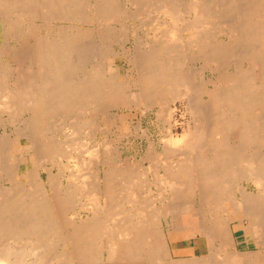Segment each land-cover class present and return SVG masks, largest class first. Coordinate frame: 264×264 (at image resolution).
<instances>
[{
	"label": "bare ground",
	"instance_id": "obj_1",
	"mask_svg": "<svg viewBox=\"0 0 264 264\" xmlns=\"http://www.w3.org/2000/svg\"><path fill=\"white\" fill-rule=\"evenodd\" d=\"M129 1L138 5L157 2L166 17L181 12L174 10L172 2L177 3L176 0ZM189 1L184 13L187 18H196H192L194 22L190 20L191 25L188 26L189 22L183 27L188 32L197 31L199 25V29L205 26V18L209 21L210 15L216 14L215 10H211L212 14L209 11L210 3L215 2ZM245 1L247 3L221 0L223 7L220 4L221 14L240 17V23L231 25V22L228 27L229 39L247 47L236 55L234 70L230 69L233 72L225 70L224 66H229L225 59L222 61L224 54L228 55L225 48L219 42H210L209 36L192 34L184 43L178 36L177 39L173 37L176 39L173 41L172 33L169 36L173 44L169 45L168 41L161 42L162 46L158 47L152 44L146 55L136 57L141 68L135 83L138 92H130L126 98L131 97L139 104L151 102L158 108L157 118L166 117L162 119L164 122L173 114L168 99L174 101L185 96L188 120L179 135L173 136L168 129L167 138L163 142L160 140V152L152 146L147 150L141 157L148 162L146 167L122 160L105 143L98 142L92 148L90 145L86 151L81 146L87 157L90 154L89 158L97 164L89 174V166H93L90 159L83 155L79 161L74 152H68L66 148L64 152L66 142H58L59 137L55 138L53 132L46 134L45 120L72 116L68 124L71 132L68 133L88 132L81 142L90 143L92 120L78 119L77 115L84 114L91 105L94 109L91 113L98 112L104 117V109L115 107L129 82H120L117 74L112 75L113 81L111 78L107 81L103 78L104 72L99 73L94 65L85 64L88 59L81 63L84 67L80 77L72 80L69 76L75 74L77 68L72 57L78 52L76 47L80 45L77 43L82 33L72 31L68 35L62 32V27V31H57L55 26L50 29L47 25L51 31L45 37H39L36 20L44 23L61 17L66 18L63 21L67 17L81 19L84 8L92 12L91 18L110 20L120 16V7L114 6V0H0V37L4 40L0 43V58L7 60L5 64L0 60V83L13 80L12 86L1 88L0 99L8 111H13L11 118L19 109L28 113L20 132L15 130L9 134L4 129L0 140V264H20L24 256L32 258L31 264H264V0ZM178 3L181 8L184 6L182 2V5ZM199 19L204 22L200 23ZM154 32L158 31L155 29ZM9 39L18 41L19 49L8 46ZM104 39L107 38L104 36ZM79 47L82 49L83 46ZM188 52L194 59L204 62L200 71L197 69L192 74L182 71L183 56ZM98 56L102 57L99 52ZM100 60H95L97 65ZM243 62L247 64L246 69L242 68ZM205 69H212L216 76L205 80ZM91 116L95 117L94 114ZM99 120L102 123L105 119ZM75 139L71 138L73 142ZM67 140L70 147L73 142L70 138ZM14 143L17 154L13 153ZM44 163L49 167L42 166ZM21 165L26 167L23 172ZM84 167L86 172L79 174ZM42 171L46 174L45 179L41 177ZM64 176L66 183H62ZM81 177L83 183H77V178ZM89 177H93V182H88ZM244 182L253 185L256 194L249 192ZM82 196L94 202H91L92 208L89 207L91 204L88 208L86 204L78 203ZM78 209L86 210L91 217L78 223L73 216ZM235 209L238 212H234ZM188 213L198 217L196 235L205 238L207 253L201 257L194 255L188 259L169 260L168 236L174 240L172 233L175 235L177 229L183 230L192 243L196 236H186L182 226L181 215ZM240 213L252 223L253 240L261 247L257 252H242L237 248L230 215ZM239 223L242 225L243 221ZM245 229H242V237ZM192 243L186 247H192Z\"/></svg>",
	"mask_w": 264,
	"mask_h": 264
},
{
	"label": "rangeland",
	"instance_id": "obj_2",
	"mask_svg": "<svg viewBox=\"0 0 264 264\" xmlns=\"http://www.w3.org/2000/svg\"><path fill=\"white\" fill-rule=\"evenodd\" d=\"M123 1L122 0H117V1L114 0V4H116L114 6H116V7L119 6L120 7V13H119L120 16L119 15L118 16L120 18H122V19H120L119 17H118L119 19L115 17L114 19H110V20H106V19L102 18L106 22H108L107 24H106V22H102L104 20H102L101 18H94L93 17L95 20L93 18H91L92 17V14H91L92 12L88 8L87 9L84 8V9L81 10L82 11L81 12V16L83 17V18L81 17V19L78 18V17H75L76 18V19L74 18L75 20H71V18L73 19V17H69V18L67 17V20L63 21L66 18L63 17L64 18L63 19L61 17V19H59V20H56V21L55 20L54 21L51 20V21H48V22L44 21V23L41 22V21H38V20H36L38 22V23H36V21H35L36 25L39 26V28H38L39 32L37 31V35L38 36L40 35V36L45 37L46 36L45 34L48 35L49 31H51L50 29L51 28L53 29L54 26L56 27L57 31H62V28H63L64 31H62V32L63 33H68V35L72 34V31H73V33H76V31H77V33H79L80 35L82 33L83 39H82V37L79 38L77 44H80V45H77V47H76V49H77L76 51H78L80 54H77L78 52H75V54H73V57H72V59L74 58L73 59V65L75 67H77L76 70H75L76 72L74 71L76 75L72 74V75L69 76V78H72V80L73 79L75 80L78 77H80V71H81V69H83L82 67H84V66H81V65H83L81 63L82 62L84 63L85 59H88V60H86L85 64L94 65L96 70H97V72H99V73L104 72V73H102V75H103V78L107 79V81L110 78L112 79V75H114V74L116 75L117 74V78H118V80L120 82H123V83L126 82V81L129 82V85L124 89V92H122L121 96H119L120 97L119 100L116 99L117 101L114 104L115 107L108 106V105L104 106V108H106L107 106L110 107V108L104 109V112H105L104 117H101L99 115V113L96 112V111H95L96 113H94V112L91 113L92 111H94V109H93V107L91 105H90V107H87L88 108L87 110H84V114L82 113V115H81V113H79L77 115L78 119H84V117H85V119L86 118L87 119L90 118V120H92V123H93L94 126L91 125L90 128H89V137H92L91 140L89 141L90 143H88V142L85 143L84 141H83L84 143L81 142V140H83V137H85L88 134V132H86V134L84 132H83V134L79 132L77 135L76 134L75 135H70L71 133H68V132H71L70 131L71 129H70V126H69L70 125L69 124V122H70L69 119H72V116L68 115L67 116L68 118L65 117L66 115L64 117L63 116H56L57 118L53 117V118H48L49 120H47V121L45 120V127H46L45 129H46V132H47L46 134L50 135L51 132H53L52 134H54L55 138L59 137V138H57L58 142L59 141L60 142L61 141H65L66 142V143L65 142H61V143H65L63 145V151H64V148H66L68 152L69 151L74 152L75 154L78 155V157H75V155H74V157L76 159H78L79 161L81 160V158H82L81 156H83V155L86 156L85 157L86 159H88V160L90 159L89 161L93 163L94 167L93 166H89L90 167L89 174H90V172L93 171L91 169L95 170L96 166H97L96 162H94L92 160L93 158L92 157L89 158L91 155L89 154V157H87L88 156L87 152L85 154L86 149H88V146H90V145H91V148H92L98 142L99 143H105L106 146H110L109 148L114 150L115 154L117 156H119V158H121L122 160H126V161L128 160L129 162L130 161L131 162L134 161L135 163H138V165H141V166L143 165V167H146V166H148V162L147 161H143L141 159L145 156L147 150L151 146L154 147V148H157V152L161 151V147H162V143L161 142H163L167 138L168 129L169 130L171 129V133L173 134V136H176V135H179V134L182 133V129L184 127V124L188 120V115L185 112V107H184L186 105L185 96L182 97L183 99L182 98H178V99H175L174 101H171L170 98L168 99V104L170 103V107L173 110V114L171 116V119H169V121H167V119H166V120H164V122H163L162 119H164L166 117H163L164 116L163 115V116H161L158 119L157 118L158 108L156 106H152L151 102H147L146 104H141L140 103L141 104L140 105L138 102L133 101L131 99V97L126 98V96H125V95L130 96L129 95V94H131L130 92H134V91L138 92V90H137L138 88H137L135 83L138 82V79H139L138 76H139V73L141 71V68L138 65V61H136V60H138L137 58H139V56H142V54L146 55V53L148 52V50H149V48H150V46L152 44H153L152 45L153 47H156L157 45L158 46H162L160 44L163 41H164V44L167 41H168V44L169 43L173 44L172 39H173V37L176 38L177 36H178V38L180 40L183 39L185 41L184 43L189 41L190 38L194 34L195 35H199L200 37L209 36V38H211L210 42H215V43L219 42V44L222 47L225 48L226 53H228L227 57H226V54H224V58H222V61L223 62L226 61L228 63L229 66L225 65L224 67L227 68L225 70H227L229 73L233 72L232 70H234V62H235V59H236V55L244 52L246 50L245 48H247L244 43H242L240 41H238V42L237 41H233L234 39L230 40L231 38L229 39L227 34H228V27L230 26L231 22H232L231 25H235L236 23H240L241 21L239 20L240 17L237 18L235 16L236 14H232V16H231V14H229V15L227 14V16L225 14H221V10H222V8L220 7V4L222 6L221 0H213V2H215V3L213 4L211 2L210 3L211 4V6H210L211 9H209L210 13H211V10H215L214 14L215 13L218 14L217 13L218 12V8L220 7L219 8L220 16H219V14L218 15L215 14L214 16L210 15V17H211V19H209L210 22L207 19L208 17L204 19V21H205V23L207 25L208 24L211 25V27H209V25H208V28H212L214 30L208 29L206 24L203 23L204 22L203 19L202 20L199 19L200 21L199 20L198 21L200 23H201V21H203L201 25L203 26V24H204L206 27L204 26L201 29H199L201 27L199 25V27L197 28L198 29L197 31H194V29H193L192 31H189V32L185 31L184 27L189 22L190 23L188 24V26L191 25L192 24L191 21L193 20L192 22H194V19L196 18V17H188L187 18V15H185L187 13H184L183 9H186L187 2H190L189 0H182V1L181 0H176L177 3L180 1V3H178V5L179 4L182 5V3L186 1L185 2L186 5L183 3L184 6H182V8L180 6H177V3L175 1L171 0V1H173L172 5H173V3L175 4L174 5V10L175 11H176V9L178 10L176 12H180V11L182 12V10H183V13H184V14L182 13V16H181V12L178 13L179 15H177V13H173V15L176 16V17H172L173 16L172 14H170V15L167 14L169 17L168 16L167 17L164 16L163 14L166 15V13H162L163 11L160 12L161 8H160L159 5H158L159 7L156 5L157 2L156 3L155 2L150 3V5L149 4L148 5L147 4L146 5L145 4H139L138 5V4L130 2L129 0H123ZM207 1H209V0H207ZM243 1L245 3H247L245 0H243ZM132 4H134V5H132ZM205 4H207V3L205 2ZM214 5H215V7H213ZM216 5L217 6L219 5L218 8L216 7ZM242 5L243 6H247V4H244V3ZM132 6H134V8ZM150 6H153L154 8L150 7ZM216 8H217V10H216ZM146 10H148L150 12H148ZM157 10H159V11H157ZM139 13H141V14H139ZM146 13H148V14H146ZM86 16H87V18L84 19V17H86ZM216 16L217 17L219 16L220 19L216 18ZM221 16H223V17H221ZM88 18L89 19L91 18V19L89 20ZM125 18H126V20H125ZM192 18H194V19H192ZM213 18H215V20H212ZM234 18L236 20H234ZM60 20H62V21H60ZM154 20L157 23H155ZM45 22H46V24H45ZM183 22L184 23L186 22L185 25H184ZM39 23H40L41 27H40ZM173 24H175L176 26L173 25ZM47 25L50 27V29H49V27ZM58 25H60V26H58ZM68 26H70V28ZM82 27L85 28L87 31L85 29H84L85 30L84 31ZM164 27H166V28L164 29ZM43 28H44V30H43ZM67 28H69V30ZM71 28H73V29H71ZM90 28H92V32L91 33L89 31V30H91ZM103 28H105L106 30L103 29ZM121 28H123V30ZM134 28L137 29V30H135ZM150 28H151V32H150ZM152 28H154V29H152ZM204 28H206V30ZM45 29H47L48 32ZM80 29L83 30V31H81ZM133 29H134V31H135V33L137 35L134 33V31L132 32ZM155 29H156V31H158L157 33L154 32ZM169 29H170V32H168ZM207 29H208V31H207ZM78 30H79V32H78ZM101 30H104L106 32L107 36H106L105 32H103ZM162 30H164L163 33L165 35H162L163 33L159 32V31H162ZM179 30H181L180 33H178ZM195 30H196V28H195ZM200 30H202V32ZM121 31H124V32H121ZM173 31H175V32H173ZM127 32H129V33H127ZM165 32L168 33V35ZM197 32L199 34H197ZM38 33H40V34H38ZM87 33H90V34H87ZM132 33H134V35L137 36V38L135 36H133ZM158 33L160 34V37L163 36L162 39L159 37ZM175 33L178 34V35H176ZM170 34H172L173 36L170 35ZM86 35L87 36L89 35V38ZM99 35H102V36L99 37ZM157 35H158V38H156ZM169 35L172 37V39H170L171 37ZM104 36L107 39H104ZM188 36H190V37H188ZM122 37L125 38V39H123ZM135 38L137 39V41H139L138 43L136 42ZM154 38H156V39H154ZM150 39H151V41H150ZM164 39H166V41ZM174 39H173V41H174ZM86 40H87V43H86ZM79 41H80V43H79ZM88 41H89V43H88ZM90 41H91V43H90ZM206 41L208 43H210L207 39H206ZM2 42H4V40H2V38L0 37V43H2ZM141 42H142L141 45L142 46L144 45L143 47L139 45ZM154 42H156V43H154ZM17 43H18V41L9 39L8 46H10V47L13 46L14 48L16 47V48L19 49L20 46H18V45H20V44H17ZM100 43H101V45H100L101 47L99 46ZM104 43H105V45H104ZM87 44H89L90 48H92V49H90L89 46L87 47ZM92 45L93 46L97 45V48H95V46L91 47ZM79 46L85 47L84 50L87 51L88 53L85 52L84 50H82L83 47L81 49ZM98 46H99V48H98ZM133 47H136L137 49H135ZM103 48H105L107 52H105V50ZM131 48H133L134 50H132ZM101 49L104 50V52L102 51L103 53L100 51ZM129 49H130V51H129ZM145 49H147V50H145ZM96 50L99 52L100 56H102V57L104 56V57L103 58L99 57L98 56V52H96ZM91 51L94 52V53H90ZM191 51H192V49H191ZM108 52L111 53V54H109ZM85 53H86V56H85ZM190 53L191 52H188V53L184 54V56H183V61L185 63L183 62L184 64H183V67H182V71L185 74H187V73L192 74L195 71H198V70L200 71V67L204 64V62L194 59V56L192 55V53L191 54ZM81 54H83V55H81ZM94 54H96L100 59H102V61L100 59H98V57L96 55H94ZM232 54H235V55H232ZM90 56H91L92 59L94 58L92 61H91V58H89ZM224 59H225V61H224ZM0 60H1V62H3V64H5L6 61H7L5 58H2V59L0 58ZM95 60H97V61L100 60L101 63L98 62V65H97V62ZM4 61H5V63H4ZM76 61L78 62V64L76 63ZM102 62L103 63L105 62V63L102 64ZM24 63H25V65H28V62L25 61ZM244 64L245 63L243 62L242 68L246 69L247 64H245V66H244ZM102 66H103V68H102ZM99 67H100V69H98ZM88 68H90V66ZM24 69H25V67H24ZM230 69H232V70H230ZM207 70L208 69L204 70L205 80L206 79L208 80L209 77L212 78V76H214V77L216 76V73L211 72L212 69L211 70L209 69L208 71ZM120 73H121V75H120ZM6 81L3 80L0 83V93H1V88L4 89L6 87L12 86L11 85L13 83L12 79H9V80H6ZM112 81H113V79H112ZM181 93H183L182 90H181ZM0 98H2V97H0ZM0 106L4 107V103H3L2 99H0ZM3 107L0 108V140L2 139L1 136L3 134L4 129L6 130V133H9V134L11 132H15V130H19V132H20L22 130V128H23L22 122L28 117V113H26V111H23L22 109H21V111H19L20 110L19 109L18 111H16V114L14 115V118L13 117L11 118L13 111H11V110L8 111L5 107L4 108ZM91 107H92L93 110H91ZM88 112L91 113V114L89 115ZM92 114H94L95 117H92L91 116ZM58 117H60V118H58ZM21 118H22V120H21ZM100 118L101 119L104 118L105 120L102 121V123H100V121H101V120H99ZM8 119H9V121H8ZM10 119H12V120H10ZM165 121H166V123H165ZM162 122H163V124H162ZM97 127H100V128L98 129ZM48 132H50V134ZM84 134H85V136H83ZM66 136H69L70 141H72V140H74L76 138L74 142L72 141L73 143L71 142L72 145L70 147H69L70 143H69V145H67V143L69 142V140H67V139H69V138L67 137V139L65 140ZM11 137H13V136H10L9 139ZM103 137H104V139H103ZM71 138H72V140H71ZM160 140H161V142H160ZM13 146H14L13 153L17 154L16 143H14ZM74 146L75 147L77 146V147L74 148ZM81 146L83 147V149L85 151L82 150ZM76 149H78V152H77ZM79 149H81V150H79ZM141 155H143V156H141ZM25 161L28 162L29 158L26 157ZM62 162L65 163V160L62 161ZM92 163L89 164V165H92ZM42 166L49 167V165L47 163H44ZM70 167L72 168L73 166H70ZM86 167L88 168V165ZM25 168H26L25 165H21V172H23L25 170ZM83 169H84L83 172L79 171L78 173L79 174H83L84 172H86L85 167ZM78 173H77V175H78ZM85 175H87V174H85ZM79 176H77V177H79ZM41 177L43 179H45L46 174L44 173V171L41 172ZM64 178H65V181H64ZM64 178L62 179V183H66V177L64 176ZM82 178L83 177L77 178L78 179L77 183H80V182L83 183L84 178L83 179ZM89 178H91V179H89ZM89 178L88 179L90 181H88V180L87 181L88 182H91V181L93 182V180H92L93 177H89ZM244 184H245V186L248 185V183H246V182H244ZM247 190L249 192H251V193L256 194V190L253 187V185H251V184H249L247 186ZM84 191L85 190H83V193H84ZM144 194L145 193H143V192L141 193L142 196ZM144 196L145 197H142V198L145 199L146 195H144ZM82 197L78 198V200L80 199L79 201L77 200L78 203H80V204L82 203L83 205L86 204V206L88 207L89 206L88 204H91L92 201L89 202L90 200L88 198L86 199L85 197H83V198ZM86 200H87V202H86ZM83 202H85V203H83ZM92 203H94V202H92ZM92 205L93 204H91L89 207L92 208ZM234 212H238V209H235ZM89 214L90 213L87 212L86 210L78 209V210H76L73 213V216L77 220V222L79 223V222L84 221L86 218H88L87 216L91 217V215H89ZM230 220H231L232 229H233L234 232H236L234 235L236 237L237 248H238L239 251H242V252H257L259 249H261V247L256 246L255 241L253 240V236H252V232H251V224L252 223H251V221H246L245 220L244 214L240 213V214H236V215H230ZM239 221H243V224L241 225L239 223ZM181 223H182L183 228L185 229L186 236L192 237L193 235H196V233L198 232V217L196 215L189 214V213L188 214H182L181 215ZM244 227H246L245 236L242 237V229ZM172 235H173V238L175 237L174 240H172L168 236V242H169L170 249H176V248L182 247V245H185V244H187L186 246H189L192 243V241L190 239H187L185 237L184 231L181 230V229H177L175 231V235H174V233H172ZM196 236L193 238V243H192V246L194 247V251H193L192 247H186V250H183L181 252H177L180 255H186V257H183V258L173 256L172 253H174V252L171 251V258L169 260L173 261V260H176V259H188V258L193 257L194 255L197 256V257H201V256L206 255V253H207V244H206L205 238L203 236H201V235H196ZM177 240H184L186 243L185 242H181V241L178 242ZM174 241H176V242H174ZM171 242H173V243H171ZM179 254H177V255H179ZM104 256H105V254H104ZM27 259H30V260H27ZM31 262H32V258L31 257H27L26 258V256H24V258L22 259V262L20 264H25V263L26 264H31Z\"/></svg>",
	"mask_w": 264,
	"mask_h": 264
},
{
	"label": "crops",
	"instance_id": "obj_3",
	"mask_svg": "<svg viewBox=\"0 0 264 264\" xmlns=\"http://www.w3.org/2000/svg\"><path fill=\"white\" fill-rule=\"evenodd\" d=\"M178 242L179 241H181V242H185L184 240H177ZM174 242H176V241H174ZM171 243H173V242H171ZM186 243V242H185ZM186 245L187 244H185V245H182V247H179V248H176V249H171V251L172 252H174V253H172V255L173 256H176V257H181V258H183V257H186V255H180L179 253H177V252H181V251H183V250H186ZM192 249H193V251H194V247L192 246ZM177 254H179V255H177Z\"/></svg>",
	"mask_w": 264,
	"mask_h": 264
}]
</instances>
